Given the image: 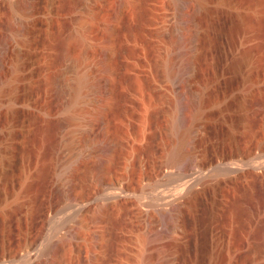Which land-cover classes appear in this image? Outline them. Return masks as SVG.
Instances as JSON below:
<instances>
[{"label": "rangeland", "instance_id": "obj_1", "mask_svg": "<svg viewBox=\"0 0 264 264\" xmlns=\"http://www.w3.org/2000/svg\"><path fill=\"white\" fill-rule=\"evenodd\" d=\"M228 3L0 0V264H226L230 205L247 207L254 184L264 241V181L251 162H210L264 147L262 90L226 56ZM185 55L196 74L177 82ZM79 75L104 89L81 86L69 109ZM186 148L190 173L172 164ZM163 214L177 217L169 232Z\"/></svg>", "mask_w": 264, "mask_h": 264}, {"label": "bare ground", "instance_id": "obj_2", "mask_svg": "<svg viewBox=\"0 0 264 264\" xmlns=\"http://www.w3.org/2000/svg\"><path fill=\"white\" fill-rule=\"evenodd\" d=\"M228 2H229L228 3L229 10L227 12V18H228L227 31L230 36L228 42L230 49L229 52H227L226 56L229 57L230 59L229 68L234 72H242L244 75L245 82L246 84L249 83V85L248 84L247 85L250 88L252 87V89H255L256 87L259 90H262L261 93H259L260 95H257L253 99L252 104L264 108V0H228ZM80 29L81 30H79V32L77 31L75 33L76 34L75 36L77 38V41L80 43V45H84L85 37L82 31L83 29L81 27ZM214 39H215L214 53L217 54L218 52L216 50L218 49V45L220 43L218 37V30H216V35ZM188 51L184 53H187ZM181 58H180V62L178 61L179 64L177 63L178 65L175 67V69H173L172 75L175 74L174 76L177 82L178 81L186 82L196 74V67L190 55L188 56L185 55L182 59ZM214 61L215 64L218 65V56H216L215 54H214ZM103 68L107 71L111 70V66L107 64L106 61L103 63ZM89 81L90 79L88 80V77L85 75H79L77 77L76 82L71 87V93H70L71 97L66 103V106L69 109H72L75 105V101L81 97V91H80L81 86L90 85L94 90L104 89V83L102 80L97 81L95 83ZM192 103L194 104V101L192 102L191 100L189 103H187L184 106H186L189 109L190 107H192L193 105ZM240 104L245 106L246 105L245 100L240 101ZM101 112H102L101 107H98L95 111L97 115H100ZM68 117L69 119H71L72 114L71 116L69 115ZM179 121L177 122V124L181 123V121L180 122ZM188 121L189 120H187L186 123L183 122L185 123V126L183 127H187V133H188L187 135L189 137H193L195 127L192 125V122L190 124V121L189 122ZM256 121H257L256 118H249L248 125L254 124L256 123ZM104 147L105 149H110L112 147V144L108 142L105 144ZM210 162L213 164L217 163L219 166L222 167H227L232 164L251 162V165L247 164V166L248 165L251 166L250 169L247 168V170L248 169L249 170L248 171L246 170L245 172L252 174L251 176L255 177L253 179H256L257 180L256 182H258V180L259 182L264 181V147L263 149H259L258 151L255 152H254V148L253 150L251 148L249 149L247 148V150H245L244 152L235 149L227 153L226 152L221 154L218 153L217 155L212 156L210 158ZM252 162L254 164H252ZM172 164L179 167V169L182 172L190 173L198 167L199 162L195 158L191 149L186 148L179 150L175 154V156L173 157ZM166 175L167 174L165 173L163 176ZM249 179L251 178L249 177ZM230 180H232V178ZM261 183L262 182H260V184ZM253 186L250 185L249 188H247V186L245 187L244 195H245V200H246L245 202L247 207L245 206V208H241L237 201L232 202L230 205V208H232V210L235 212L234 215L236 216L234 217L232 224L230 223L228 224L230 226L228 227L227 231L224 233L225 234L224 237L227 236L228 239L227 247H228V254L230 255V256L228 255L229 260L226 261V264H264V241L260 242L257 240V237L261 232V229L259 228L260 227L259 225L261 224V219H259L260 218L259 207L255 197V191L257 188L254 189ZM216 203L217 202H215V204ZM163 215L165 216L163 218L164 227L162 230L169 232L173 230L175 226H177L176 224V222H178L177 217L175 214H163ZM243 216H245L244 217L245 219H242ZM171 220H175V223L172 222ZM235 222L239 223V226L237 224L235 225ZM216 227L218 228V225H216ZM242 228L245 229V231L243 230V233H242ZM216 236L217 238H220L218 236V233L214 232V237ZM222 241L225 242L224 239ZM167 260L169 261V264H175V258H173L171 254L168 255ZM201 263L202 262H200V264Z\"/></svg>", "mask_w": 264, "mask_h": 264}]
</instances>
